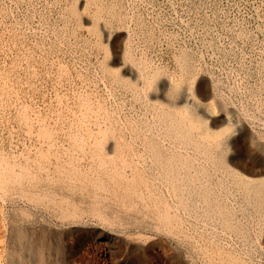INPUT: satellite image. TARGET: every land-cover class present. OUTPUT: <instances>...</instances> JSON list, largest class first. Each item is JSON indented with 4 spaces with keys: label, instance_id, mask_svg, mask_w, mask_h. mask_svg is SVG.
Segmentation results:
<instances>
[{
    "label": "bare ground",
    "instance_id": "6f19581e",
    "mask_svg": "<svg viewBox=\"0 0 264 264\" xmlns=\"http://www.w3.org/2000/svg\"><path fill=\"white\" fill-rule=\"evenodd\" d=\"M79 1L61 35L103 51L98 79L85 76L60 130L43 125L19 158L0 154V197L14 194L0 264H94L122 247L136 264H264V106L230 107L225 83L186 51L176 73L151 65L118 2ZM75 233L91 239L79 251L65 246Z\"/></svg>",
    "mask_w": 264,
    "mask_h": 264
},
{
    "label": "rangeland",
    "instance_id": "374dc122",
    "mask_svg": "<svg viewBox=\"0 0 264 264\" xmlns=\"http://www.w3.org/2000/svg\"><path fill=\"white\" fill-rule=\"evenodd\" d=\"M73 1L0 0V154L8 160L19 158L28 144L41 143L44 138L36 132L43 125L60 130L57 127L68 118L67 106L75 103L85 88V76L93 78L98 71L103 51L94 43L83 49V41L78 37L61 35L63 30L74 26L67 12ZM80 1L79 9H82L85 1ZM115 1L128 15L130 33L126 35L136 56L176 73L179 68L175 57L186 51L194 64L204 69L202 73L214 75L225 83L223 89L230 97V107L248 105L255 109L258 102L264 106V0ZM80 33L82 37H91L85 27ZM126 35L121 46L128 38ZM105 43L113 54L111 42L107 39ZM97 83L99 91L105 93L102 80ZM257 125L264 129V122L258 121ZM8 191L1 192L0 229L7 224L1 210L13 207L14 194ZM87 241L91 239L80 238L75 233L68 237L65 246L71 245L79 251ZM115 250L117 254L97 263L136 264L135 252L128 247ZM165 260L163 264H177ZM76 264L90 263L79 260Z\"/></svg>",
    "mask_w": 264,
    "mask_h": 264
}]
</instances>
